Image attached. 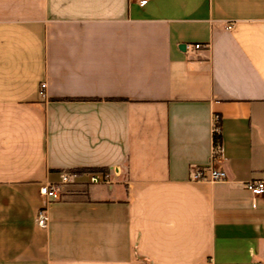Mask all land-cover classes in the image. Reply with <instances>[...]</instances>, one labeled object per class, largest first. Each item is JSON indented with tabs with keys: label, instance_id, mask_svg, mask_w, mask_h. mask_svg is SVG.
Wrapping results in <instances>:
<instances>
[{
	"label": "crops",
	"instance_id": "obj_1",
	"mask_svg": "<svg viewBox=\"0 0 264 264\" xmlns=\"http://www.w3.org/2000/svg\"><path fill=\"white\" fill-rule=\"evenodd\" d=\"M254 178L264 0H0V264H264Z\"/></svg>",
	"mask_w": 264,
	"mask_h": 264
},
{
	"label": "built area",
	"instance_id": "obj_2",
	"mask_svg": "<svg viewBox=\"0 0 264 264\" xmlns=\"http://www.w3.org/2000/svg\"><path fill=\"white\" fill-rule=\"evenodd\" d=\"M137 3L141 6H144L148 0H136ZM230 27V26H228ZM196 48L201 47V44H195ZM46 83H42L41 85V94L45 95ZM219 116H215V131H219ZM220 152V148L215 149L213 157L211 161L204 165L196 167L193 178L197 181H209L215 182L220 180L227 179L228 175L226 170L218 164V155ZM87 176L91 183H100V182H107L108 181V173H104L102 171H88ZM80 173H62V179L64 182H69L76 178ZM246 187L255 195H261L264 193V179H250L246 181ZM40 192L42 196L45 198L46 202H50L53 200H57L61 197V192L59 186L53 183H44L41 185ZM36 222L37 225L40 227H47L49 223V214L47 211L46 206L39 208L37 215H36Z\"/></svg>",
	"mask_w": 264,
	"mask_h": 264
},
{
	"label": "trees",
	"instance_id": "obj_3",
	"mask_svg": "<svg viewBox=\"0 0 264 264\" xmlns=\"http://www.w3.org/2000/svg\"><path fill=\"white\" fill-rule=\"evenodd\" d=\"M220 127V123L218 124ZM221 130V129H220ZM215 131L214 132V144H215V148H221V141H222V136H221V131ZM88 171H102L104 173H108V170L105 168H101V169H86V170H77L75 172L77 173H82V172H88Z\"/></svg>",
	"mask_w": 264,
	"mask_h": 264
},
{
	"label": "water",
	"instance_id": "obj_4",
	"mask_svg": "<svg viewBox=\"0 0 264 264\" xmlns=\"http://www.w3.org/2000/svg\"><path fill=\"white\" fill-rule=\"evenodd\" d=\"M184 46H185L184 44L181 45L182 48H183Z\"/></svg>",
	"mask_w": 264,
	"mask_h": 264
}]
</instances>
